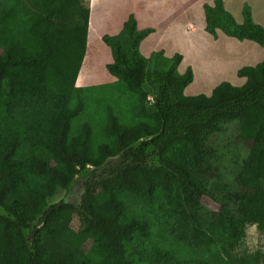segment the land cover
<instances>
[{"label": "trees", "instance_id": "1", "mask_svg": "<svg viewBox=\"0 0 264 264\" xmlns=\"http://www.w3.org/2000/svg\"><path fill=\"white\" fill-rule=\"evenodd\" d=\"M204 13L214 40L220 30L264 48V27L247 4L242 24L223 0ZM90 15L82 0L0 1V264H213L142 249L137 239L149 237L148 224L126 221L117 193L146 198L170 235L194 248L235 251L247 225L264 228V60L237 71L242 86L222 82L210 95H187L193 68L179 72L181 54L147 59L140 46L153 30H139L130 15L119 35L103 39L113 56L107 69L138 96L134 116L149 122L127 126L108 106V142L96 147L89 122L70 138L86 107L80 94L70 105ZM228 126L242 151L209 211L214 140ZM73 184L82 190L78 205L52 202Z\"/></svg>", "mask_w": 264, "mask_h": 264}, {"label": "rangeland", "instance_id": "2", "mask_svg": "<svg viewBox=\"0 0 264 264\" xmlns=\"http://www.w3.org/2000/svg\"><path fill=\"white\" fill-rule=\"evenodd\" d=\"M82 1L86 5L91 6L92 0ZM164 1L167 2V0ZM147 2L145 0H129L128 4L124 5L126 15L131 14L134 9L145 8ZM92 5H94L92 9H94V14L96 15L98 7L96 0L92 2ZM177 10L175 20L178 26L191 25L190 22L186 24L182 22L188 15L185 12V3H182L180 9ZM191 27L195 29L198 27L197 31L199 24L195 23ZM192 39L193 42L195 41L199 45L195 44L198 48L188 53L183 61L184 68L192 67L196 71L194 82L186 90L187 95H210L212 90L222 82L231 81L235 86H242L244 82L237 77V71L244 66L261 62V59H251L253 51L250 44H238L226 38L225 40L211 41L210 39L200 38L197 33ZM226 51L240 52L241 55L237 58H232ZM87 66L82 70L76 86L79 88L78 91L89 90H86L84 94L88 110L73 121L70 138L77 135L80 125L87 122L88 117H92L94 120L91 119L90 122L93 124L96 133L95 141L99 142L100 136H104L102 127L105 122L104 115L107 106H109L108 103L126 101V90L121 85H111L105 87L106 90H103V93L99 95V91H102L103 88L93 89V86H90L85 77ZM76 103L77 97L74 95L70 108H73ZM235 136L236 129L234 126H228L226 132L215 136L214 147L217 150V154H219V168L217 178L213 179L209 184V192L211 194L203 201L205 210L213 211L218 208V205L211 197H213L212 195L219 197L224 184L232 181L233 173L237 170L235 162L239 159V154L242 150L241 145L239 146L235 142ZM81 195L82 190L78 185L73 184L69 190L60 191L52 202L57 203L65 200L78 205ZM117 198L124 206V218L126 221L139 220L147 222L150 231L149 237L137 239L138 245L144 250H150L154 247L163 252L173 254L179 261L198 259L213 264H264V228H259L252 224L247 225L240 245L235 251L223 252L216 244L194 248L189 243L179 241L170 235L168 226L151 212V205L143 196L123 191L117 193ZM77 226L78 220L76 219L73 221V227L77 228Z\"/></svg>", "mask_w": 264, "mask_h": 264}, {"label": "crops", "instance_id": "3", "mask_svg": "<svg viewBox=\"0 0 264 264\" xmlns=\"http://www.w3.org/2000/svg\"><path fill=\"white\" fill-rule=\"evenodd\" d=\"M93 1L94 0H92V2ZM145 1H148L146 3L145 8L134 9V11L131 14H127V15L125 13L126 9L124 5L125 4L127 5L129 0H96L98 4L96 15L94 14V9H92L94 5H92L91 2V6H90L91 15H90L89 30H88L87 52L79 74L80 76L82 70L85 68V66L88 65L86 68L85 77L90 83V86H93V89L103 88L102 91H99L98 93L99 95L103 93V90H106L105 87L107 86L109 87L111 85H121L122 88H125L126 101H123L121 103H118L117 101L116 102L113 101V102H109L108 104L109 106L113 107L114 112L119 117L121 123L127 126H135L141 122H149V121L144 119H139L134 116L133 114L134 107L139 103L138 96L130 92L126 84L122 80L114 77L108 71L107 66L113 63V56H112L111 48L104 42L103 39L105 36L119 35L123 30L125 22L129 19V16L132 14L135 16L138 22L139 30H145V29L153 30V33L150 34L141 43L140 46V50L142 54L147 59H150L154 53L163 51L164 55L167 58H172L175 54H181L183 56V61H184L185 56L188 53L193 52L194 49L198 48L197 45L199 44L195 43V41L193 42L192 39V37L197 33L200 36V38L210 39L211 41L225 40L226 38L227 40H231L232 42H236L238 44H242V43L250 44L253 51V55H251V59L252 60L261 59V62L264 60V48L260 47L258 44L254 42L247 40L240 42L234 38L227 37L220 30L217 31L218 40H214V38L208 32H206L204 5L209 4L210 6H214L215 0H211V1L210 0H167V2L164 0H145ZM223 2L226 10L232 14L236 22L239 24H242L244 21L243 9L244 6L247 4L251 8L254 21L257 24L264 27V0H223ZM182 3H185V7H186L185 12L188 14L182 22H184L185 24L188 22L191 23V25L189 26L185 25L184 27L178 26L177 21L175 20V13L178 11L177 9H180ZM144 15L147 16L148 18L145 17ZM195 23L197 25L199 24V29L197 31L196 29L198 27H196V29L191 27ZM226 52L232 58H237L239 55H241L240 52H235V51H226ZM183 61L178 67L180 73H184L186 71V68L183 67ZM256 64L247 65V66H255ZM194 75L196 77V71H194ZM242 80L245 83L246 79L242 78ZM229 82L233 84L231 81ZM86 90L77 91V89L75 88V94H74L76 97H77V93H80L83 96L86 104L84 112L88 110L87 100L84 95L86 93ZM104 117H105V122L102 127L103 135H104V128L107 123L106 110ZM91 119L93 118L88 117L87 122L91 123L90 122ZM81 127L82 125H80V129L77 132V135L80 134ZM95 134L96 133L94 130V144L96 147H98L103 143L108 142L105 135L102 137L100 136V141L96 142Z\"/></svg>", "mask_w": 264, "mask_h": 264}]
</instances>
